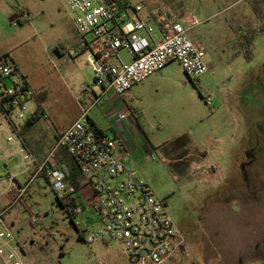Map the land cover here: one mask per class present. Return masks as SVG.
Here are the masks:
<instances>
[{"label":"rangeland","instance_id":"374dc122","mask_svg":"<svg viewBox=\"0 0 264 264\" xmlns=\"http://www.w3.org/2000/svg\"><path fill=\"white\" fill-rule=\"evenodd\" d=\"M142 1L146 8L166 4L178 14L183 8L194 13L199 24L189 38L203 46L208 72L190 80L172 62L128 91L114 110L131 112L154 146L183 135L191 140L179 162L169 160L180 165L176 176L157 152L154 160L144 156L129 169L165 202L183 233L181 264H264V0ZM255 2L261 16L253 11ZM24 12L27 21H21ZM82 43L60 0H0V57L9 55L34 93L24 118L17 109L11 120L21 128L37 105L43 108L40 127L24 137V146L0 116V209H7L4 220L25 264H132L115 241H80L78 229L85 227L73 223L69 207L59 204L42 176L32 181L22 203L11 206L12 184L23 186L32 178V139L41 138L46 149L52 134L100 94L88 56L71 53ZM121 56L128 60L126 52ZM210 93L213 108L205 102ZM104 103L89 116L106 127L110 107ZM85 195L80 192L78 202ZM0 264L12 262L4 257Z\"/></svg>","mask_w":264,"mask_h":264},{"label":"built area","instance_id":"2783aa9c","mask_svg":"<svg viewBox=\"0 0 264 264\" xmlns=\"http://www.w3.org/2000/svg\"><path fill=\"white\" fill-rule=\"evenodd\" d=\"M60 1L73 17L83 39L73 56H88L100 94L95 96L90 108L60 134L55 148L46 158L37 161L30 155V163L34 166L32 178L23 186L12 184L11 206L22 203L32 181L42 176L56 196L68 205L77 227L86 218H97L95 226L81 231L84 242L115 241L132 264H176L178 252L185 244L183 233L167 215L165 202L156 198L151 187L128 169V141L122 142L118 133L101 131L89 112L110 95L123 99L134 86L172 62L179 63L190 80L204 76L208 72L205 50L189 38V32L199 21L191 10L183 8L178 14L166 4L146 8L142 0ZM20 17L21 21H27L25 12ZM122 52L127 53L129 61L122 58ZM33 96L17 66L8 59L0 60L1 115L19 137L18 145L24 144L21 128L13 123L11 115L19 109V118H24L23 111ZM213 98L212 93L205 97L209 108H213ZM130 118L129 111L116 114V121L120 123ZM8 141L15 140L9 136ZM60 148L73 159L85 186L90 189L87 201L78 202L80 190L67 184L66 173L54 163ZM156 152L150 153L153 160ZM160 155L163 162H167ZM6 212L7 209H0V261L6 257L12 264H25L20 257L23 251L4 220ZM31 223L38 224L33 214ZM4 253H8L7 256Z\"/></svg>","mask_w":264,"mask_h":264},{"label":"crops","instance_id":"0c3cea01","mask_svg":"<svg viewBox=\"0 0 264 264\" xmlns=\"http://www.w3.org/2000/svg\"><path fill=\"white\" fill-rule=\"evenodd\" d=\"M76 49L77 48L71 50L72 55ZM127 61H129V60H127ZM28 84H29V82H28ZM29 86H30V84H29ZM30 88H31V86H30ZM124 101H125L124 98L119 99L118 97H116L114 95H110L109 98L104 99V102H105L104 106L110 107V109L107 111V113L105 115L108 118V124L106 127L98 124L92 118H91V120L101 131L106 132L108 134H112V135H116L118 133L120 135L119 139L122 142L125 143L128 141V148L130 151V160L128 162L127 167L129 169V165L133 164L134 162H138L139 159L143 158L144 156H150L151 151L155 150L158 153H160L161 152L160 148L164 145H167L168 143H170L172 141L163 143L162 145H160L158 147L154 146V144L151 141V138L148 136L149 134H147V132L143 128H141V126L137 122V118H135V116L133 114H132V118H130L128 121H124L122 123L117 122L116 121L117 120L116 114L119 112H124V111L115 112L114 109H120L121 106L123 105L122 103ZM39 106L41 107V105H39ZM96 106H98V104ZM37 107H38V105H37ZM92 108L90 109V111L92 110ZM41 110L43 112L42 107H41ZM81 114H82V112L77 116V118ZM41 115L42 114H40V116ZM73 122L69 123L63 130L56 131L54 134H52L51 142L46 149L42 145V139L41 138L32 139V141H31V144H33L32 152L27 149L29 151L30 155H32V157H34L37 161H42L44 158H46L55 148L60 134L62 132H64ZM39 127H40V125H39V120H38L37 123L35 124V126L26 134V136H28L32 131H34L35 129H37ZM26 136H25V138H26ZM23 142H24V144H23V146H24L25 145L24 138H23ZM54 163L66 173L67 184L72 185L71 184V178L73 176L78 175V177H80V182H82V185H83L82 188L80 189V192H82V193L85 192V194H86L85 196H87V198L84 199V201H87L91 196V191L88 187L85 186L84 179L81 176L76 164L74 163L73 159L67 154V152L64 149L60 148L59 150H57V152L55 154ZM165 164H166V162H165ZM129 170L136 173L135 171H133L131 169H129ZM86 188H87V192H86ZM95 222H96L95 217L92 216L89 219L86 218V220L81 222L80 226H84L85 228H91V227L95 226L94 225ZM80 226H78V227H80ZM79 231H81V230H79ZM105 244H107V243H105ZM180 259L181 258H179V256H178V260H180Z\"/></svg>","mask_w":264,"mask_h":264},{"label":"trees","instance_id":"16d2710c","mask_svg":"<svg viewBox=\"0 0 264 264\" xmlns=\"http://www.w3.org/2000/svg\"><path fill=\"white\" fill-rule=\"evenodd\" d=\"M257 3H253L252 7H253V11L255 14L261 16L262 15V9L260 7H257L256 5ZM9 55H4L2 57H0V60H5L8 59ZM201 94V93H200ZM202 98V95H200ZM40 114H43L41 107L38 105L37 110L35 112V114L21 127V136L22 138H24L26 136V134L35 126V124L37 123V121L40 119ZM0 116L1 115V108H0ZM191 146V140L187 135H183L182 137H179L175 140H173L172 142L168 143L167 145H164L160 148V153L167 159L166 165L168 167L169 172L173 175L176 176V174H180L178 172V169H180V165H176L177 163H170V161H174V162H179L181 160V155L185 152V150ZM183 171H185V167L182 166ZM71 184L77 189L80 190L82 188V182H80V177H78V175H75L71 178ZM57 200L59 202V204L63 207V208H68V205L63 203L62 200H60L57 197ZM69 217H70V213H69ZM70 219L73 221V219L70 217ZM74 223V222H73ZM78 239L80 241H83V237H82V233L81 231L78 230ZM175 263L176 264H181L183 263L182 259L180 260H176L175 259Z\"/></svg>","mask_w":264,"mask_h":264}]
</instances>
